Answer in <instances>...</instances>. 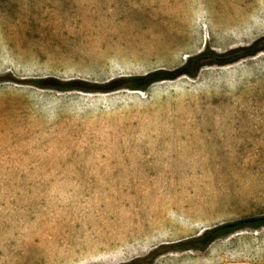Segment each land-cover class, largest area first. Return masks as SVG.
Instances as JSON below:
<instances>
[{
	"label": "rangeland",
	"instance_id": "374dc122",
	"mask_svg": "<svg viewBox=\"0 0 264 264\" xmlns=\"http://www.w3.org/2000/svg\"><path fill=\"white\" fill-rule=\"evenodd\" d=\"M264 0H0V264H264ZM48 84V83H46ZM54 84V83H53Z\"/></svg>",
	"mask_w": 264,
	"mask_h": 264
},
{
	"label": "trees",
	"instance_id": "16d2710c",
	"mask_svg": "<svg viewBox=\"0 0 264 264\" xmlns=\"http://www.w3.org/2000/svg\"><path fill=\"white\" fill-rule=\"evenodd\" d=\"M264 50V36L254 41L251 45L240 47L232 50L225 55H219L213 52H202L194 57L189 58L187 63L172 71H155L145 76H134L128 78H119L112 80L100 86H85L84 83L76 80L57 82L54 79L36 80L34 83L41 88H52L60 91H102L109 92L123 87L132 89H145L155 82L175 79L181 75L194 76L196 72L209 61L211 64L224 65L231 63L239 58L251 57ZM48 83V84H46ZM54 83V84H53ZM264 225V216L258 218H244L233 222L216 225L200 234L198 238L191 242H187L184 247L203 249L213 241L231 235L245 228H259Z\"/></svg>",
	"mask_w": 264,
	"mask_h": 264
}]
</instances>
